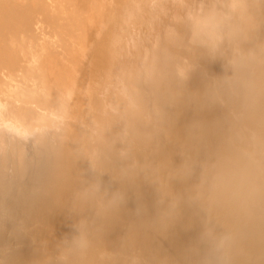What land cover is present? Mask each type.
Returning a JSON list of instances; mask_svg holds the SVG:
<instances>
[{
    "label": "bare ground",
    "instance_id": "1",
    "mask_svg": "<svg viewBox=\"0 0 264 264\" xmlns=\"http://www.w3.org/2000/svg\"><path fill=\"white\" fill-rule=\"evenodd\" d=\"M235 7V0H0V211L30 237L21 264L54 251L75 220L68 202L77 166L68 163L60 201L45 199L30 163L40 140L80 128L107 154L125 156L155 130L161 109L169 114L162 150L206 163L199 195L212 225L239 240V264H264V47H237L215 79L217 54H186L189 36L222 34ZM189 75L208 84L194 97L195 117L173 107ZM143 195L151 205L152 190ZM135 206L132 195L128 209ZM186 220L155 244L178 255L199 231L196 222L185 230ZM120 235L117 224L108 239ZM122 264L140 259L126 253Z\"/></svg>",
    "mask_w": 264,
    "mask_h": 264
},
{
    "label": "clouds",
    "instance_id": "2",
    "mask_svg": "<svg viewBox=\"0 0 264 264\" xmlns=\"http://www.w3.org/2000/svg\"><path fill=\"white\" fill-rule=\"evenodd\" d=\"M235 4L230 24L222 34L188 37L186 54L190 59L197 52L217 54L211 63H220L222 72L210 73L213 79L227 73L230 54L237 47H264V0H235ZM193 80L191 75L185 78L186 92L184 83L177 85L173 107L187 108L195 117L194 97L208 84ZM168 118V112L161 109L155 130L132 141L125 156L119 150L107 154L102 144L80 128H67L55 142L50 136L40 140L30 163L48 189L45 199L60 201L58 188L68 176L69 162L78 172L68 202L75 220L55 250H45L38 264H100L101 259L122 264L126 253L138 256L140 264H239V240L212 225L199 195L206 163L182 150L171 155L162 150L160 133ZM145 187L154 194L151 205L144 199ZM132 195L136 206L130 210ZM125 213L127 220H123ZM186 217L184 229L191 230L196 222L199 231L173 256L155 242L167 239ZM117 224L121 235L111 242L108 238ZM26 238H30L27 233L0 211V264H21L20 249ZM141 240L150 244L141 246Z\"/></svg>",
    "mask_w": 264,
    "mask_h": 264
}]
</instances>
